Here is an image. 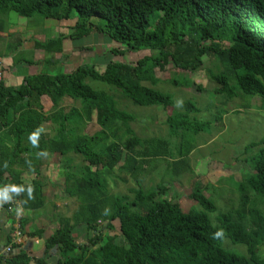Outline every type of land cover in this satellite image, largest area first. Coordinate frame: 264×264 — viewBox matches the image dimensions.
<instances>
[{
	"label": "trees",
	"instance_id": "16d2710c",
	"mask_svg": "<svg viewBox=\"0 0 264 264\" xmlns=\"http://www.w3.org/2000/svg\"><path fill=\"white\" fill-rule=\"evenodd\" d=\"M9 10L25 17L74 19L69 38L77 40L100 32L120 44L111 49L114 55L128 50L151 52L134 63L109 60L102 72L94 64L82 63L55 74L43 70L30 74L18 88L0 82V185L34 187L33 199H28L27 192L10 194L12 199L4 206L9 209L13 199L24 207L40 209L45 205L50 178L43 169V158L55 153L65 157L60 165L64 190L77 201L71 215L58 216L57 229L45 240V254L58 255L56 263L44 256L31 257L22 243H13L10 232L7 244L12 245V251L0 256V264L3 258L11 264H264V211L257 204V199L264 202V136L244 150L248 153L258 148L249 159L251 172L237 182L239 206L220 213L214 223L209 213L216 211L217 205L202 192L208 184H195L190 198L201 208L193 206L186 211L179 203L161 197L169 188L164 183L147 189L141 182L144 174L157 168L149 165L158 159H168L178 175L184 169L180 163L192 147L183 153L178 146L172 151L168 139L140 138L130 126L135 116L121 109L114 95L86 81L88 77L101 80L135 104L166 110L174 105V98L154 87L162 79L155 70L164 71L172 63L176 69L194 71L206 55L222 66L211 73L221 84L216 92L229 98L238 95L237 90L259 95L264 109V0H0V11ZM16 33L10 34L15 40L9 45L13 50L24 41L22 34L17 37ZM66 37L60 35L38 45L47 52H62ZM173 82L181 84L179 79ZM66 97L81 105L66 111L60 106ZM46 98L53 105L50 111ZM194 111L199 107L187 100L183 111L167 118L170 135L179 137L180 143L189 131H202L213 123L223 130L219 123L222 114L213 120H199L191 116ZM94 118L100 128L94 133L83 132ZM45 122L51 124V131H43L38 147L33 146L29 134ZM41 150L48 155L38 156ZM73 153L81 155L84 163L73 165ZM116 168L136 181L131 195L110 192L108 177ZM28 170L35 177L26 183L22 174ZM115 220L128 244L104 233V229L113 230ZM79 226L84 228L86 242L77 239ZM217 229H223L220 238L213 237ZM42 234L43 230H36L27 236ZM226 238L246 246L247 252L227 248Z\"/></svg>",
	"mask_w": 264,
	"mask_h": 264
},
{
	"label": "rangeland",
	"instance_id": "374dc122",
	"mask_svg": "<svg viewBox=\"0 0 264 264\" xmlns=\"http://www.w3.org/2000/svg\"><path fill=\"white\" fill-rule=\"evenodd\" d=\"M74 21V19L63 21L40 15L25 17L13 10L0 11V55L4 57L2 65L12 64L14 59L30 60L34 56L35 70L39 71H49L55 74L75 68L82 63H89L94 64L96 69L102 72L109 60L134 63L151 52L149 50H128L124 55H114L111 49L118 47L120 44L100 32L92 33L90 36L77 40L69 38L68 35L72 31ZM63 23L69 25H63ZM15 32H18L16 33L17 37L21 33L22 38L25 39L18 49L13 50L9 48V45L14 43L15 40L10 34ZM60 35L67 37L62 41L64 50L59 54H51V52H47V49L38 45L39 42L44 43L56 39ZM29 48H34L37 55ZM52 56L58 60L57 64L49 62L48 59L46 60V58L53 60ZM203 61V64L194 71H187L182 68L176 69L172 63H169L164 71L159 68L155 70L156 75L162 79L154 87L173 95L174 98V105L166 110L156 105L142 106L135 104L122 92L118 91L116 87L101 80L88 77L86 81L93 88L114 95L119 107L135 116V120L131 121L130 126L140 138L159 137L168 139L172 151H175L178 146V150H182L183 153H186V150L192 147L184 162L179 161L184 169L178 175L174 170L175 166L169 165L168 159H163L164 161L158 159L149 165L150 167L157 165V168L152 173L144 174L141 177V182L147 189L156 186L158 183H164L169 188L167 193L161 197L179 203L186 211L193 206L201 208L198 203L190 198L195 184L197 182L203 185L208 184L209 187L203 189L202 192L211 197L217 205L216 211L209 213L212 221L217 223V216L220 213L239 206L237 182L251 172L249 159L253 153H256L258 148L254 147L248 153L244 150L251 142L258 141L264 136V109L261 108L263 101L259 95H247L237 90L239 94L229 98L226 94L216 92L221 84L211 77V73L219 71L222 66L219 61L206 55L203 56ZM64 62H71V64ZM173 79L181 80V84H175ZM184 80H190L191 82L185 84ZM147 85L152 84L147 82ZM187 100H193L199 107L198 112L191 113L192 117L199 120H213L215 116L222 114V121L219 123H221L223 130L219 131L220 124L213 123L202 131H189L183 143H180L181 139L179 137L170 135L171 126L167 118L169 116L176 117V112L183 111L184 103ZM80 105L79 100L69 97L64 98L60 103V106H63L66 111L70 110L71 107H79ZM52 107V103L46 98L47 111L52 110ZM43 128L49 132L51 131V124L45 122ZM99 128L100 126L94 118V121L84 126L83 132L94 133ZM181 133L183 134V131ZM70 156H72L73 165L84 163L81 155L73 153ZM43 160L47 164L52 163V177L57 174L56 179H53L52 182L59 186V189L48 199L57 201L56 207L58 209L56 211L58 213L69 216L75 210L77 201L65 192L64 176L59 174V172L61 173L60 165L65 162V157L55 153L51 157H44ZM122 178H127V180ZM108 182L110 192L116 194L130 193L131 195L130 189L137 186L136 181L119 168H116L112 176L108 177ZM257 200L258 207L264 211V202ZM47 202H50V200ZM113 225V230L104 229V233L116 235L118 242L128 244L120 231L118 220H115ZM82 231H84V228L80 226L76 228L75 234L78 241L83 243L86 242V236ZM224 245L238 253L247 252L246 246L233 243L229 238L225 239ZM76 255L78 257L79 252Z\"/></svg>",
	"mask_w": 264,
	"mask_h": 264
},
{
	"label": "crops",
	"instance_id": "0c3cea01",
	"mask_svg": "<svg viewBox=\"0 0 264 264\" xmlns=\"http://www.w3.org/2000/svg\"><path fill=\"white\" fill-rule=\"evenodd\" d=\"M63 25L68 26L69 24L63 23ZM24 39L25 38H23V40ZM29 49H32L33 53H35L34 48ZM53 53L59 54L60 52L52 51L51 54ZM35 54L37 55V53ZM52 57V63L57 64L56 62H58V60L54 59V56ZM3 58V56L0 57L1 62L3 61ZM67 64H71V62H68ZM35 65L34 56L33 59L30 60L16 59L12 61V64L6 66L4 65V84L6 86H13L16 88L20 87L25 82V78L28 75L35 74L39 71L37 69L35 70ZM42 166L50 178L49 185L45 187L46 201L42 208L35 209L34 206L24 207L18 199L12 200V203H10L11 207L9 209L4 206L7 202L0 204V254L3 256L10 254L7 253L6 249L8 246H12L11 244H7L8 234L12 232L13 243H22L31 257L44 256L50 263H56L59 259V256H56L54 253H52V255L45 254V240L49 238L57 229L58 223L56 219L58 216L63 215V213H58V211H56V209H58V207H56L57 201L48 199V197H51L52 194L59 189V186L52 182L53 179H56L57 174L52 177L51 173H53V165L51 162L49 164L43 163ZM34 177L35 173L29 170L22 174V180L26 183L31 182ZM48 200H50V202H47ZM17 206H22L24 208V211L20 215H17L14 211ZM21 222L23 223V226H20ZM36 230H43L42 236H27V233L35 232ZM2 262V264H11L10 262H7L5 258L2 259ZM31 263L34 264L33 261H31Z\"/></svg>",
	"mask_w": 264,
	"mask_h": 264
},
{
	"label": "clouds",
	"instance_id": "9594fccd",
	"mask_svg": "<svg viewBox=\"0 0 264 264\" xmlns=\"http://www.w3.org/2000/svg\"><path fill=\"white\" fill-rule=\"evenodd\" d=\"M45 131L43 127H39L33 132L29 134L28 139L30 140L31 144L33 146L39 145V136L40 134ZM38 156H47L48 153L46 150H41L39 153H37ZM7 166V164H5ZM27 192L28 199L34 198V187L31 184H3L0 185V204L6 203L12 199V196L10 193H22ZM28 199L24 200V203L26 204L28 202ZM14 211L17 215H20L24 208L22 206H17ZM224 235L223 229H217L215 233H213L214 238H220Z\"/></svg>",
	"mask_w": 264,
	"mask_h": 264
},
{
	"label": "built area",
	"instance_id": "2783aa9c",
	"mask_svg": "<svg viewBox=\"0 0 264 264\" xmlns=\"http://www.w3.org/2000/svg\"><path fill=\"white\" fill-rule=\"evenodd\" d=\"M4 75H5L4 68H3L2 62H0V82L4 80ZM6 250H7V253H10L12 251V246H8ZM0 256H3V255L0 254Z\"/></svg>",
	"mask_w": 264,
	"mask_h": 264
}]
</instances>
